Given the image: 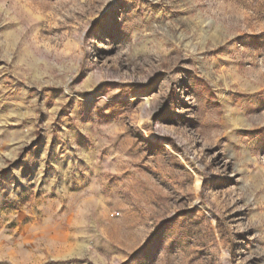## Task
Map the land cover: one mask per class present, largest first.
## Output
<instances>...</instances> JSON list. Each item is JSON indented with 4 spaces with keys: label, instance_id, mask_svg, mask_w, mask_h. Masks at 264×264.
Listing matches in <instances>:
<instances>
[{
    "label": "rangeland",
    "instance_id": "obj_1",
    "mask_svg": "<svg viewBox=\"0 0 264 264\" xmlns=\"http://www.w3.org/2000/svg\"><path fill=\"white\" fill-rule=\"evenodd\" d=\"M0 264H264V0H0Z\"/></svg>",
    "mask_w": 264,
    "mask_h": 264
}]
</instances>
